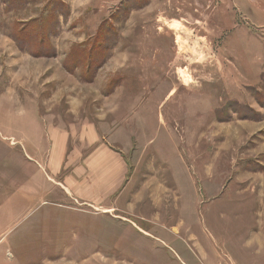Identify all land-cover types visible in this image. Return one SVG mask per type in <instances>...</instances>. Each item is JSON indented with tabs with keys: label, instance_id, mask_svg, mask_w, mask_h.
Listing matches in <instances>:
<instances>
[{
	"label": "rangeland",
	"instance_id": "rangeland-1",
	"mask_svg": "<svg viewBox=\"0 0 264 264\" xmlns=\"http://www.w3.org/2000/svg\"><path fill=\"white\" fill-rule=\"evenodd\" d=\"M10 86L71 127L133 119L142 150L120 202L17 207L20 160L45 173L47 151L1 105L0 264H264V0H0Z\"/></svg>",
	"mask_w": 264,
	"mask_h": 264
},
{
	"label": "crops",
	"instance_id": "crops-1",
	"mask_svg": "<svg viewBox=\"0 0 264 264\" xmlns=\"http://www.w3.org/2000/svg\"><path fill=\"white\" fill-rule=\"evenodd\" d=\"M12 90L19 92L18 87L13 89L10 86L3 92L0 106L15 110L13 138L30 142L28 156L31 158L39 156L41 143L42 152L47 151L45 173L37 164L24 171L25 158L20 160V172L26 174L28 182L20 180L17 175L14 178L13 192L17 195V207L22 202L19 196H22L23 190H28V198L33 197L36 201L41 195L46 196L43 203L49 202L54 207L57 202H65L69 196L99 206L113 205L129 196L134 185V161L142 150L140 144L135 147L133 119L125 117V122L116 123L83 119L71 127L68 121L63 119L57 122L51 115L43 113L46 106L40 104L37 98L21 96L23 87L20 88V96H16ZM114 106L124 109L128 105L122 102ZM9 120L1 122V127L6 126ZM0 132L6 134L4 128ZM43 175L47 179H42ZM39 179L42 183H39ZM5 189L6 185H0V237L9 216L5 210Z\"/></svg>",
	"mask_w": 264,
	"mask_h": 264
}]
</instances>
